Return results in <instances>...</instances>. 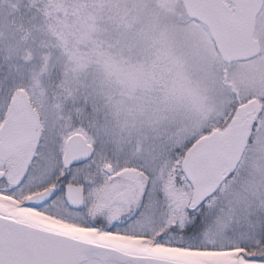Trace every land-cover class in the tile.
<instances>
[{
    "label": "snow or ice",
    "instance_id": "1",
    "mask_svg": "<svg viewBox=\"0 0 264 264\" xmlns=\"http://www.w3.org/2000/svg\"><path fill=\"white\" fill-rule=\"evenodd\" d=\"M0 264H264V0H0Z\"/></svg>",
    "mask_w": 264,
    "mask_h": 264
}]
</instances>
